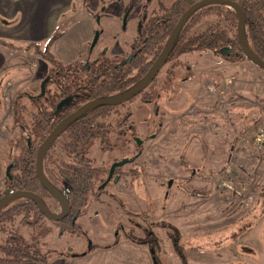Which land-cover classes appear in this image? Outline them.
Wrapping results in <instances>:
<instances>
[{
  "label": "rangeland",
  "instance_id": "1",
  "mask_svg": "<svg viewBox=\"0 0 264 264\" xmlns=\"http://www.w3.org/2000/svg\"><path fill=\"white\" fill-rule=\"evenodd\" d=\"M59 4L63 9H53L48 15L55 19L61 10L51 34L59 38L51 47L59 64L43 55L48 39L8 43L13 49L11 68L0 84V194L11 187L7 167L22 152L20 125L33 134L36 147L48 133L43 131L41 136L36 125L38 121L50 125L42 111L52 106L45 107V99L36 97L43 78L57 77L70 59L68 54L84 49L96 27L88 8H100L99 0H59ZM220 8L200 10L190 29L193 37L218 29L236 37V18L232 26L223 9L227 7ZM187 51L174 56L144 94L98 118L107 124L128 120L134 125V134L145 140L143 157L137 164L123 166L122 181L103 190L80 220L88 230L86 237L100 248L75 256L89 250L85 236L60 235L54 220L38 216L34 209L30 214L27 209L5 217L0 224V259L12 258L4 247L13 242L16 248L14 237L31 244L37 235L39 252L50 264H264V142L257 139L264 131V69L243 52L236 56L235 49L231 58L214 56L216 52L199 47ZM185 77L189 78L186 82ZM78 81L83 84L87 78ZM55 83L58 85L57 79L46 90L58 95ZM145 97L153 101L148 103ZM115 134L111 133L110 140L115 148L106 143L112 152L103 154L98 144L91 153L97 157L96 165L106 171L112 160L137 150L130 139L132 133L126 134V139ZM65 137L67 134L57 140L44 159V169L54 183L59 180L60 166L69 162L63 147ZM193 169L197 174L190 182ZM204 174L205 185L199 179ZM203 186L209 188L203 191L210 194L208 201L192 194ZM22 202L26 201L19 198L9 207ZM46 202L52 212L61 210L53 197L47 196ZM94 209L99 210V216ZM116 229L119 233L124 230L128 237H117ZM44 231L48 233L41 235ZM151 248L160 251L156 254L159 263Z\"/></svg>",
  "mask_w": 264,
  "mask_h": 264
},
{
  "label": "flooded vegetation",
  "instance_id": "2",
  "mask_svg": "<svg viewBox=\"0 0 264 264\" xmlns=\"http://www.w3.org/2000/svg\"><path fill=\"white\" fill-rule=\"evenodd\" d=\"M197 1L198 0H128L127 4H125V0H99L101 4L100 8L98 9L88 8L89 14L93 16L96 24V27H94V29L92 30V34H93L92 39H90L87 44L81 43V45L84 44L83 45L84 49H81V47H79V50L76 53L72 51L74 55L68 54L70 59L64 65L63 69L61 70L62 72L58 71L59 74L57 75V77H53L52 75L51 76L46 75L45 78H43V81L47 79L45 92L43 95H41L42 93V89H41L40 93L36 96L38 98L45 99L46 101V103L44 104L45 107L48 105L52 106L51 110L48 109L45 114L48 119L51 118L50 126L52 127V129L46 134L43 140L51 133V131L55 128L56 124L60 120H62L67 115L75 111L83 103L96 98L116 96L125 92L129 88L137 85L147 75V73L151 70L153 65L157 62L158 58L160 57L164 49L165 44L167 43L171 33L178 24V21L180 20L182 15L187 11L188 8H190ZM213 6H221V8L227 7L229 9L234 10L232 7L223 4H209L201 7L200 9H197L194 13H192L186 19L185 24L180 30L174 42V45L171 48L166 58V62L163 64V66L157 73L154 80L160 74L164 66L167 63L173 61L174 56L182 55L188 52V51L179 50V47L176 46L177 43L179 42L178 40L181 39L183 36H185L186 39L192 38L193 36L192 33L190 32V29L192 27V23L194 19L200 13V10L209 9V7H213ZM227 8H223V9L229 11ZM104 18L106 19L103 22ZM236 22H237V14H236ZM236 38L238 39L237 35ZM232 44L233 43L223 44V46H221L219 50H217V53L214 54V56H220V57L232 56L235 53ZM224 46L232 47V53L230 55H226L220 52V49ZM67 52H69L68 48H67ZM186 67L188 70H190L191 68L190 65H187ZM134 70L137 71V73L133 74ZM115 76L117 77V79L121 78L123 80L122 84L119 85L117 84L118 87L110 88L111 91L108 92L109 87L106 86L105 84L102 85L101 83L102 88H100V90L106 89L105 91L107 92L104 93L107 94H105V96L103 95V96L93 97L98 93L97 91H94V89H96L94 85L95 83L94 80H100L101 82L105 79L113 78ZM81 77L87 78V81L84 82L83 84H81V81H78L79 79H81ZM68 78L74 79L76 80V82L67 81ZM56 79L58 80V85L55 83L56 88L58 89V95L50 93L49 91L46 90L47 85L51 81L55 82ZM188 79H189L188 77H185L183 80L186 82ZM154 80L151 83H153ZM149 85L140 93V95L144 94V92L149 87ZM134 98L126 102H129ZM145 101L149 103L152 102L153 100L152 98L146 99L145 97ZM126 102L118 105H107V107H110L111 109H115L116 107L123 105ZM156 109H157L156 111H158V107H156ZM97 121L101 122L102 120H97ZM72 124L54 141V143L49 148L47 153L54 147L58 139H60L61 137L64 138L66 134L67 136L69 135ZM113 124H116L118 128L116 127L117 128L116 129ZM21 129L25 138L28 134L27 142L29 145H31L32 134L28 133L29 130L25 126L24 127L21 126ZM102 130H104V134H102L100 137H97L94 140L92 139L88 145L82 146L78 151V153L74 155L75 157H72L73 156L72 154L70 156L67 155L69 163L72 164L73 162H75L76 167L79 170L82 169L85 162L84 163L78 162L77 159H86L87 167L92 168L94 170L92 173H90L92 176V181H90L89 184H87L88 181L81 182L78 186V190L81 189V191L83 189L86 190V188L91 190V194L89 195L86 201L82 200V195L80 193H78L77 195L78 197L75 206L76 212L75 214H73L74 217L73 221L78 223L81 226V228L84 230L82 234L81 231L80 233L77 234L78 237H83V236L86 237L88 234V230H86V228L82 225L80 220L82 219L83 216H86L88 214L89 208L94 203L98 202V195L108 186H110V184H116L122 181V176L124 174L122 170L123 166H125L127 163L137 164L138 159H140L144 155L143 144L145 143V140H143L139 135L134 134L135 131L134 125L129 124L128 120L117 119V122L115 121L113 123L107 124V127H103ZM118 130H120L121 134H119ZM112 132L116 133L115 134L116 136L125 139L129 133H132L130 139L136 143L137 150H135L130 156L121 157V160L125 158L132 160L121 166H117L114 169L113 175L111 176L108 183H106L105 186H102V184L105 182V180L110 174L112 165L120 160L119 159L112 160L109 163V167L107 168L106 171L105 170L106 167L104 166L98 167L96 165L97 157L92 156L91 153H93L92 151L93 147L97 146L98 144L100 145V149L103 154L112 152L114 149L109 150V148H115L112 147L110 143ZM150 137L155 138L156 135L150 134ZM137 138H140L142 142L139 143ZM127 141H129V138L127 139ZM65 143L66 141L63 142L64 149H65ZM106 143L108 144L109 148H106ZM13 163L15 162L13 161L10 164L13 165ZM43 166H44V162H43ZM62 166L63 164L60 167ZM104 170L106 175L102 176L101 173ZM195 171L196 170L193 169L191 174L192 176H190L189 178L191 180L190 182L193 181L195 175L197 174ZM135 174L138 175V171ZM46 176L51 182V184L55 186L61 193L64 194L63 191H65V189L68 188L69 179H67L66 176L65 177L59 176L60 179L57 180L58 183L56 182L57 183L56 184L53 182V179L49 177L47 173ZM9 177L11 179L12 175H10ZM205 177L207 176L204 174V175H200L199 178L201 179L202 184L204 185H205L204 180L206 179ZM208 189L209 188L203 186L202 188L199 189L200 192L202 191L201 193L195 191L192 194H195L194 196L197 197L206 198L204 200L208 201L210 194L208 192L206 193L203 192L205 190L208 191ZM48 196L53 197L50 193L48 194ZM19 198L29 199L28 197H19ZM19 198H16L11 202L16 201ZM53 198L56 199L55 197ZM57 203L58 206L61 208V210L59 211L60 213L62 211V205L59 201H57ZM69 206H70V211L66 217H68L73 212V210L71 209L70 202H69ZM84 209L86 211H83ZM94 213L96 216H99L98 209H94ZM90 215L91 214H89V217H91ZM144 231L145 228L143 232ZM64 233L65 232L60 231V235H63ZM121 234L123 237H128V233L124 232V230L122 233H119V229L118 230L116 229L115 235L119 236ZM93 241L94 240L91 239L90 237L89 238L86 237V245L88 243L87 249L89 248V250L88 251L84 250L80 253L76 252L74 253L76 254L75 256L79 257L82 255H87L88 253L92 252L94 248L95 249L100 248L101 245ZM141 242L144 243L145 240ZM34 262H44V260L34 261ZM45 262H47L46 259Z\"/></svg>",
  "mask_w": 264,
  "mask_h": 264
},
{
  "label": "trees",
  "instance_id": "3",
  "mask_svg": "<svg viewBox=\"0 0 264 264\" xmlns=\"http://www.w3.org/2000/svg\"><path fill=\"white\" fill-rule=\"evenodd\" d=\"M241 6L243 7L245 11V33L246 38L249 46L253 49V51L259 55L261 58L264 59V0H235ZM209 10V9H208ZM221 11V9H220ZM223 11V10H222ZM221 13V12H220ZM226 16L231 20L232 26H234L236 13L234 10L230 9L229 11H226ZM58 37V36H57ZM55 35H51L47 42H46V50L43 51V55L52 63L59 64L60 62L55 58V55L51 49L52 43H54L58 38ZM230 36L227 35V32L222 31V29H218L217 32L208 34H203L198 37H192L187 38L183 36L181 39H179L177 43V47H182V51H187V48L190 47H199L203 49L212 50L217 53V50L223 44L227 43H233V47L236 52V56H243L241 54L242 49L240 47V43L238 42V39L234 37L232 39ZM4 44H7L6 40L1 39ZM194 44V46L192 45ZM33 45H39L38 43H34ZM228 58H231V56H225ZM68 81L76 82L74 79H68ZM94 85L96 89L94 91H97L98 93L93 96H105L104 92H107L105 90H100L102 88L101 86L105 84L109 87L108 92H110V88H116L118 87L117 84H122L123 80L121 78L117 79V77L108 78L100 82V80H94ZM102 83V85H101ZM126 86V85H125ZM110 107L104 106V107H97L92 108L86 112H84L79 119H77L71 126L69 135L66 138L65 143V150L67 154L72 157H75L74 155L78 153L80 148L82 146H86L89 144V142L93 139H96L97 137H100L102 134H104V130H102L103 127H107V124L104 120L101 122H98V118L100 117H106L109 114ZM43 116H46L47 110L42 111ZM106 119V118H103ZM46 122H50V119H46ZM37 131L41 134L43 131L49 132L52 127L47 123L44 122V125L42 126L41 122H37ZM24 127V125H20ZM22 130V129H21ZM32 132V131H31ZM33 136V134H32ZM21 140L23 143L22 146V152L15 163H13L11 167V179L8 176L7 181L10 184L11 189H22V190H30L38 194L44 201L45 205L48 207L49 210H51L46 202L45 196H48V192L44 189V187L41 185L39 178L36 174V160L35 155L37 148L35 145V141L32 139V144L29 145L27 140H25V136L22 137ZM42 142V141H41ZM40 145V144H39ZM73 161V160H72ZM78 162L84 163L81 170H79L76 167V163L73 162L72 164L69 162H66L63 164L62 167H60L59 170V176L60 177H67L69 179L68 182V188L65 189L64 194L66 195L67 199L69 200L71 204V209L73 212L68 216L64 217L61 220H56L55 223L59 228V231L63 232H70L74 234H78L81 231V234L84 232V230L81 228V226L73 221V214H75V206L77 202V195L80 193L82 195V200L86 201L91 194V190L86 188L81 191V189L78 190V186L81 182L88 181L87 184L92 181V176L90 173H92L94 170L92 168L87 167L86 165V159H77ZM17 169V172H12V169ZM60 179V178H59ZM70 189V190H69ZM46 196V197H47ZM26 202H22V204L14 205L12 207H9L11 204L8 203L0 210V224L2 223L3 219L6 217L8 218L9 215H12L13 213H20L22 210H29L30 214L32 209L35 210L36 214L38 216H41L42 218L45 217L37 208L35 203L30 199H24ZM9 207V208H8ZM29 207V208H27ZM52 211V210H51ZM83 211H86L85 209ZM14 217V215H12ZM41 219V218H40ZM48 231H44L40 233L41 235L47 234ZM50 233V231H49ZM13 241L17 242L16 248L13 245V242H9L7 246L4 247L6 249V252L10 258V260L3 258L0 259V263H3V261L7 260L3 264H27L34 261H40L44 260L45 258L43 255L39 252V243H38V237L37 235H34V240L31 241V244L23 241V239L17 240L16 237L12 239ZM153 248V246H152ZM151 248V251H152ZM155 250V249H154ZM152 251L153 259L156 263H159V258L157 255L160 253L158 251L155 253V251ZM16 254L15 256L11 254ZM157 254V255H156ZM160 264V263H159Z\"/></svg>",
  "mask_w": 264,
  "mask_h": 264
},
{
  "label": "water",
  "instance_id": "4",
  "mask_svg": "<svg viewBox=\"0 0 264 264\" xmlns=\"http://www.w3.org/2000/svg\"><path fill=\"white\" fill-rule=\"evenodd\" d=\"M209 4H223L227 5L229 7H232L236 14H237V37L240 43V47L244 53V55L252 61L254 64L259 66L260 68L264 69V59L261 58L259 55H257L253 49L249 46L246 38L245 33V11L241 4H239L235 0H198L195 2L190 8L187 9V11L182 15L180 20L178 21V24L174 28L173 32L171 33L167 43L164 46V49L158 58L157 62L153 65L151 70L147 73V75L135 86L129 88L125 92L111 97H101L96 98L93 100H89L85 103H83L81 106H79L75 111L67 115L65 118L60 120L55 128L51 131V133L41 142L37 149L36 154V174L40 180V183L43 185V187L53 196L56 198L57 201H59L62 205V211L59 213L52 212L48 209V207L45 205L43 199L36 194L33 191L30 190H13L11 188H6L4 192L0 195V210L10 203L12 200L19 198V197H28L31 199L39 211L48 219L50 220H61L64 217H66L70 211L69 202L67 200V197L65 194L61 193L55 186L51 184L49 179L46 176V173L44 171V158L49 150V148L52 146L54 141L72 124L74 123L79 117L86 111L97 108L101 106H107V105H118L121 103H124L137 95H139L156 77L157 73L163 66V64L166 62V58L171 50V48L174 45V42L182 29L183 25L185 24L186 19L194 13L197 9H200L201 7ZM221 53H224L226 55H230L232 53V47L230 46H224L220 49ZM47 83V79H45L41 85L42 93L45 92V86ZM138 142L141 143L142 140L140 138H137ZM132 159H122L120 161L115 162L112 167L109 176L105 180V182L102 184V186H105L106 183L110 180L111 176L113 175L114 169L117 166H121L127 162H129ZM11 167L12 164H9L7 167V176L11 175ZM172 180L169 181V186L171 185ZM101 186V187H102ZM27 264H50L47 262H30Z\"/></svg>",
  "mask_w": 264,
  "mask_h": 264
},
{
  "label": "crops",
  "instance_id": "5",
  "mask_svg": "<svg viewBox=\"0 0 264 264\" xmlns=\"http://www.w3.org/2000/svg\"><path fill=\"white\" fill-rule=\"evenodd\" d=\"M60 7L63 9L59 0H0V40L13 43L19 39L47 40L57 26L61 10L55 19L48 15ZM12 53V47L0 41V84L3 82V76L8 74L11 68L9 59Z\"/></svg>",
  "mask_w": 264,
  "mask_h": 264
},
{
  "label": "built area",
  "instance_id": "6",
  "mask_svg": "<svg viewBox=\"0 0 264 264\" xmlns=\"http://www.w3.org/2000/svg\"><path fill=\"white\" fill-rule=\"evenodd\" d=\"M257 139L259 140V141H262V142H264V131H260V133L257 135Z\"/></svg>",
  "mask_w": 264,
  "mask_h": 264
}]
</instances>
